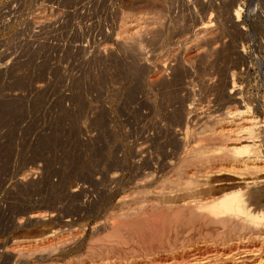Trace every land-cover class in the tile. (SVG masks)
Here are the masks:
<instances>
[{"label": "rangeland", "instance_id": "rangeland-1", "mask_svg": "<svg viewBox=\"0 0 264 264\" xmlns=\"http://www.w3.org/2000/svg\"><path fill=\"white\" fill-rule=\"evenodd\" d=\"M83 3L90 7L84 8ZM235 11L241 14L238 19ZM123 14L142 15L153 26L143 37V56L131 44L126 49L118 37ZM207 22L214 34L211 40L199 33ZM114 23L113 35L101 33L103 27L107 32L106 24ZM94 33L106 39L102 49L113 48L110 53H71L73 45L87 43V38L94 44ZM157 64L166 66L162 76L157 75ZM79 75L84 78L77 79ZM157 76L161 80L152 82ZM39 83L47 86L48 94ZM69 86L79 91L81 113L89 108L87 98L92 92L98 104L104 105L98 108L92 99L94 133L89 146L96 153L113 152L111 174L103 172L99 180H92L90 158L77 149L81 154L78 183L68 175L58 185L50 180L40 192L30 180L18 184L21 190L11 197L14 183L10 177L19 178L42 153L40 145L35 150L32 147L39 139L33 129H27L28 120L35 121L34 114L47 103L49 93L59 100ZM235 95L241 98L238 104ZM107 108L112 116L124 113V126L108 130ZM248 117L258 120L254 135L264 156V0H0V264H66L80 257L99 260L88 254L87 246L101 239L102 228L118 223L114 217L120 210H128L136 198H144L142 188H155L151 173L177 162L180 151L169 140L174 132L185 131L187 122L193 131L209 122L244 134L242 127L247 128L244 120ZM77 122L71 132L79 135ZM67 138L68 132H64L47 140L50 176L52 150L64 145ZM66 154L71 164L72 151ZM96 162L103 167L109 159L99 155ZM260 177L264 182V176ZM124 196L126 202L120 200ZM62 238H69L63 246L66 253L18 260L17 252L27 246ZM261 246L264 250V244Z\"/></svg>", "mask_w": 264, "mask_h": 264}, {"label": "bare ground", "instance_id": "bare-ground-1", "mask_svg": "<svg viewBox=\"0 0 264 264\" xmlns=\"http://www.w3.org/2000/svg\"><path fill=\"white\" fill-rule=\"evenodd\" d=\"M238 11H235L237 19L241 15ZM134 15L123 14L118 37L126 49L131 44L135 53L139 51L142 55L143 37L153 26L150 27L142 15ZM210 23H203L199 28V33L209 40L214 37ZM164 67L156 65L157 75H163ZM160 78H153L152 82ZM233 98L236 104L240 103L241 98L236 95ZM244 121L247 127L241 126L244 134L209 122L196 131L187 122L185 131L174 132L169 140L176 143L180 151L175 158L177 162L151 173L155 188H142L141 201L133 194L137 201L132 203V208L129 205L128 210H120L114 217L118 223L112 222L98 230L102 233L101 239L92 241L87 251L99 260L80 257L66 264H134L136 259L140 262L143 259L141 263L146 261L145 264H264L261 248L264 244V182L260 177L264 176V156L257 149L258 138L254 135L257 118L248 117ZM246 141L251 144H242ZM149 194L153 195L152 199L148 198ZM68 241L69 238H62L57 242L27 246L25 250L19 248L18 260H27L35 254L47 258L55 252L66 253L63 246ZM122 246L125 248L121 249Z\"/></svg>", "mask_w": 264, "mask_h": 264}, {"label": "built area", "instance_id": "built-area-1", "mask_svg": "<svg viewBox=\"0 0 264 264\" xmlns=\"http://www.w3.org/2000/svg\"><path fill=\"white\" fill-rule=\"evenodd\" d=\"M59 5H61V2H58ZM84 8H89L90 5H85L83 3ZM61 11V10H60ZM63 13V12H62ZM63 17H61L62 19ZM117 27L116 23L114 24H106V30L109 32L104 31L103 27V33L105 36L113 35L114 28ZM109 28L110 31H109ZM91 38V37H90ZM95 41L94 44H90L89 40L87 38V43H82V44H75L73 45L71 53H81L82 51L87 54L93 55V54H101V55H106L110 53V51L113 48L109 49H102V45L105 42V38H103L102 35L97 36L96 33H94L92 37ZM81 46V48L79 47ZM76 76L77 79H82L84 78V75L82 77ZM38 86H42L40 89L41 91L45 94H48V91L46 89L47 86H45L44 83H39ZM77 86V82H76ZM122 87L119 83L118 86L116 87L117 90ZM76 90V91H75ZM77 92L79 94V91L77 87L74 89L72 86L67 87L61 92V96L58 100V97H54L53 93H49L50 95L47 98V103L44 102L42 105L39 107V112L34 114L35 121L33 119L32 122L28 120V123L26 124L27 129L31 130L33 129V135L39 139V141H36L32 145L34 147V150L40 146L42 147V153L40 154L39 160L37 162H34L33 164L29 165L26 169H23L19 175V178L12 180L13 177H10L11 182L14 183V188L10 191L11 197L16 196V193L20 191L21 189L18 188V184L26 183L27 181L34 180L36 184L39 186V191L43 192L47 188L45 187L46 183L51 180L52 183L55 185H58L59 183L62 182L63 179L67 180L68 175L72 177L75 183H78V177L77 175L80 173H77L79 165L77 164L78 159L80 158L81 154L77 152V149H81V151H84L87 153V155L90 158V163L89 168L90 173H92V180H99L101 173H105L106 175L111 174L109 169H110V163H111V158L114 157L113 152L110 149H107L103 153H96L95 150L90 149L89 146V138L90 135L93 134L94 132L92 131L91 128V103L92 99L95 100L94 103L97 102L98 108H102L104 105L98 104V99L93 92L88 95L87 98V106L89 107L85 113H81V108L79 106V103L77 101ZM104 96L101 97V99ZM45 100V99H44ZM59 101V103H57ZM55 106L53 107L52 106ZM50 108L52 109L50 110ZM107 108V115L110 118V122L107 125L108 130L113 127L116 130L120 128V125H123V121L125 120L123 118L124 113H119L116 114L115 116L111 115L110 112L108 113ZM29 115H27L28 117ZM136 117V116H135ZM78 119V122H77ZM67 120L69 122H67ZM81 121V122H80ZM77 122V126L79 125L81 129V134L78 132L77 134L71 130L73 129V125H75ZM124 126V125H123ZM102 128H100L101 130ZM70 131V132H69ZM64 132H68V138L64 141V145L59 144L60 146L55 147L52 152L54 155V161L53 164L51 165L53 173L49 174L48 167L49 164L46 162V148H47V140L49 139V136L51 137L52 134L57 133V134H63ZM96 132V131H95ZM77 142V143H76ZM40 145V146H39ZM29 146V145H28ZM72 151V163L69 164L67 162V158L65 155L66 153ZM121 152H119V155L121 156ZM99 155H104L109 159V163L106 165V163L103 165V167H98V163L96 162V158H98ZM116 165V164H115ZM117 166V165H116ZM118 170V166H117ZM28 173V174H27ZM27 174V175H26ZM16 184V187H15ZM16 192V193H15ZM23 196V195H22ZM18 196V197H22ZM25 196V195H24ZM25 199V198H24ZM24 205V204H21ZM26 205V204H25Z\"/></svg>", "mask_w": 264, "mask_h": 264}]
</instances>
